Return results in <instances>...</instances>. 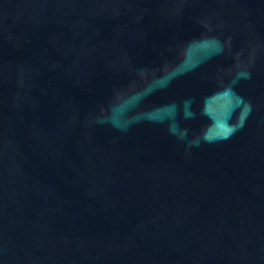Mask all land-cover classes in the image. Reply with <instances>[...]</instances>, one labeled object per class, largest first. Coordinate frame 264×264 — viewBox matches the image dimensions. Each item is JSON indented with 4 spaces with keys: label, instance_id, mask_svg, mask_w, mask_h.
Segmentation results:
<instances>
[{
    "label": "water",
    "instance_id": "95a60500",
    "mask_svg": "<svg viewBox=\"0 0 264 264\" xmlns=\"http://www.w3.org/2000/svg\"><path fill=\"white\" fill-rule=\"evenodd\" d=\"M0 264H264V0H0Z\"/></svg>",
    "mask_w": 264,
    "mask_h": 264
}]
</instances>
